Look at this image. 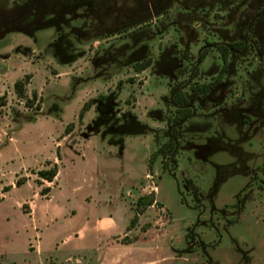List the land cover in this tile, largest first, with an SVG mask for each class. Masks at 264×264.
<instances>
[{"label":"rangeland","instance_id":"1","mask_svg":"<svg viewBox=\"0 0 264 264\" xmlns=\"http://www.w3.org/2000/svg\"><path fill=\"white\" fill-rule=\"evenodd\" d=\"M24 2L0 0V8L9 11ZM154 2L104 0L99 13L104 18L140 14ZM221 2L174 0L168 16L150 18L141 27L133 24L116 36L106 35L92 12L80 8L68 17V25L39 29L32 36L12 31L0 40V98H4L0 100V264H28V237L36 246L44 231L43 245L58 251L60 264L68 255L72 258L68 264H103L73 251L74 241L61 246L83 223L71 219L72 211L84 209L76 204V197H81L75 193L78 187L90 197L81 214L92 220L112 214L119 231L128 223L126 207L130 208L127 235L118 237V242L156 252L154 257L136 256L145 260L140 264H264V193L256 187L264 172L252 176L264 165V125L247 136L248 131L229 122L226 111L232 100L218 106L207 100L195 102L192 114L173 124L175 85L189 81L187 74L193 68L199 74L187 83H208L223 67L211 30L214 14H225L219 10ZM238 2L228 1L223 10L238 7ZM236 19L228 27L232 31L245 21ZM186 25L195 28L198 37L187 38ZM148 61L150 66L138 72V65ZM246 65L249 75L235 78L234 96L248 102L264 86V73L255 81L254 56ZM182 68L185 78L177 71ZM22 80L29 100L37 93L29 105L14 90ZM183 92L189 94L186 88ZM86 104L88 110L80 119ZM174 127L178 128L175 158L156 155ZM10 138L14 143H8ZM57 142L61 148H55ZM52 154L60 160V176L54 183L38 175L53 166L46 161ZM55 186L46 202L50 195L41 191ZM35 195L38 216L45 218L47 212L55 226L39 225L37 231L30 225V201ZM143 196L156 202L138 207ZM240 199L245 208L239 222L229 228L216 224L208 239L211 206L234 219ZM192 232L203 237L206 249L191 250L187 238ZM107 239L104 236L100 244L117 238ZM95 241L91 236L86 244L92 247ZM43 264L58 263L48 257Z\"/></svg>","mask_w":264,"mask_h":264},{"label":"flooded vegetation","instance_id":"2","mask_svg":"<svg viewBox=\"0 0 264 264\" xmlns=\"http://www.w3.org/2000/svg\"><path fill=\"white\" fill-rule=\"evenodd\" d=\"M174 0H155L151 5H147L144 9L140 10V14H117L111 18L98 17L97 23L101 30L106 35L116 36L127 33V28L133 24L139 23L138 27L148 25L150 18H161L168 16L169 7ZM221 5H228L230 0H221ZM219 7L220 11L225 12L224 15H219L218 12L214 14L216 24L212 25V32L216 34V48L218 45H223L228 48L230 52L228 74L223 79H219L220 72L208 83H212L216 79V85L206 94L195 92L189 83L194 77H197L199 71L193 68L192 72L188 75V83L185 84L188 91L186 95L188 99L187 109L191 110L192 104L195 102L203 104L205 100L210 101L213 105L223 104L225 101H231L226 111V118L229 122L238 125L241 131L247 132V136L256 134L259 128L256 126L264 125V86L255 91L252 95L251 101L246 102L240 96H234V85L239 77L249 75L248 73V59L254 56L256 61L253 78L255 81L259 80L264 73V0H239L238 7ZM200 6H196L195 8ZM93 13V4L87 3L86 7ZM193 8V10H196ZM243 10H241V9ZM79 10L77 0H25L22 5H16L12 10L6 11L0 8V34L12 31H19L22 34L32 36L39 29L51 26L68 25V17L74 15ZM242 12L240 17L239 12ZM139 15V16H138ZM224 16V21L220 22L221 17ZM236 17L244 18L245 21L235 26L233 31L228 27L234 22H237ZM147 18V19H146ZM210 24V23H209ZM221 26V27H220ZM126 30V31H125ZM122 32V33H120ZM187 38L194 39L198 37L195 28H190L189 25L185 26ZM230 45H236L230 47ZM180 70V69H179ZM177 70V71H179ZM243 72V75L241 74ZM179 74V72H178ZM184 77V75H183ZM185 78V77H184ZM237 78V79H235ZM204 85V84H202ZM173 93V92H172ZM172 103L175 104L174 93ZM192 114V112H191ZM190 114V115H191ZM171 128V125H170ZM168 137L174 141L177 146V138L170 130ZM247 155L249 153H246ZM255 177L258 173L264 172V165L256 167L252 171ZM257 184V183H255ZM257 192L264 193V179L261 178L260 185H257ZM255 185H251V190L255 193ZM236 207V219H227L226 211L219 212L213 204L209 210V232L206 237L209 239L216 232V224L218 226L229 228L233 224L239 222L242 210L245 208L241 199L238 201ZM223 213V214H221ZM196 230V229H195ZM193 236V232L187 238L189 247L192 249L197 246L206 249L203 242V237L200 235ZM199 238L198 243L194 240ZM211 244V243H210ZM191 250L189 252H191ZM246 255V254H245ZM247 256V255H246Z\"/></svg>","mask_w":264,"mask_h":264},{"label":"crops","instance_id":"3","mask_svg":"<svg viewBox=\"0 0 264 264\" xmlns=\"http://www.w3.org/2000/svg\"><path fill=\"white\" fill-rule=\"evenodd\" d=\"M9 144L14 143L13 139L10 138ZM60 143L57 142L55 144V148H61V146H59ZM46 161L48 163H50L51 165H55L57 164V166H60V160L56 157V155L52 154L47 156ZM43 167V165H42ZM60 176V170L58 171V175L55 179V181H57L59 179ZM54 183V182H53ZM56 186H57V182H56ZM52 187L51 191L52 194L54 192V190H56L57 187ZM79 188V189H78ZM75 189V193L76 194H81V197H76V204L77 207L81 208V209H86L87 206L84 203H89L90 201V197L87 194H84L85 189L78 187ZM156 191H158L156 189ZM51 192L48 194L50 195V198L48 200H46V202H50L51 201V197H52ZM157 195V192H156ZM156 202V201H155ZM31 203V212L28 214L29 216V220H30V225L35 226L37 228V231L40 229V227L38 228V226H47V229H49L48 226L52 225L55 226V222L54 219L52 217H50L48 215V213L46 212V217H40L38 216V212H37V195H35V197L33 198L32 201H30ZM153 206V205H152ZM36 207V208H35ZM75 207V208H77ZM37 209V210H36ZM77 211L75 209V211H72L71 214L73 216L74 221H76L78 218L83 220L82 225L80 226V228H75L73 229L71 232H73L71 235H68L63 241L61 246H67L69 244H71V242H75L76 244L73 246V251H75L76 253H83L85 252V254H87L89 257H95L97 258V260L95 261V263H100L102 262L103 264H140L141 262H145V260L143 261H138L137 258L139 257L138 255H142V254H150L151 256L154 257V255L156 254V252H151L148 249H141V248H137V247H133L134 245L131 244H120L118 242V237H122V236H126L127 235V228L129 227L130 221L132 219V215L129 213V209L128 207H126V215L128 217V223H126L125 228L123 229V231H119L120 226L118 221L113 217V215H103L101 217L96 218L95 220H92L88 215L84 216L83 211ZM129 210V211H128ZM82 213V214H81ZM71 217V216H70ZM42 220V221H41ZM54 221V222H53ZM48 223H50V225H48ZM71 225V224H70ZM34 227V228H35ZM33 228V229H34ZM75 230V231H74ZM47 231V230H46ZM28 232V230H27ZM45 232V231H44ZM43 233L39 234L38 236V242L35 246V243L31 241V239L28 237V243H27V253L26 256L28 257V259H30V261L28 262V264H43L46 259L52 258L53 262H57L58 264H60V260H62L63 258L58 254V251L53 252V248L52 250H48L45 249L44 245H43ZM91 236H95L96 238V245L95 246H88L87 240L89 239V237ZM106 236L108 237V239L110 238V236H115L117 239H114L112 241H107V243L105 245H101V240L102 238ZM107 239V240H108ZM55 246H58V244H54ZM59 248V247H57ZM69 252V251H68ZM138 256V257H136ZM72 258L71 256H67L66 259H64V262H62L61 264H68L69 261H71ZM51 262V261H50Z\"/></svg>","mask_w":264,"mask_h":264},{"label":"trees","instance_id":"4","mask_svg":"<svg viewBox=\"0 0 264 264\" xmlns=\"http://www.w3.org/2000/svg\"><path fill=\"white\" fill-rule=\"evenodd\" d=\"M87 3H92L93 4V17L94 19L97 21L98 17H102L99 13V9H101L104 0H77V4L79 9L80 8H85ZM147 19V18H146ZM221 19H224V16L221 17ZM236 45H230V47H235ZM217 50L219 51L222 61H223V67L220 70V76L219 79H223L225 77L226 74H228V68H229V59H230V52L228 50V48L224 47L223 45H218ZM206 55V51H204L201 55V57H205ZM188 55L185 54L184 57H187ZM150 61L146 62V63H142L139 64L138 67L136 68L138 72H142L144 70H146L149 66H150ZM179 75L183 76L187 71L186 69L182 68L179 71ZM187 83L186 80L179 82L178 84L175 85V87L172 89V92L174 93V100H175V104L174 107H176V112L177 115L175 116L176 118L173 119L174 121V125L177 124H181V122H183L186 118H188L191 114V111L187 109V97H186V93L183 92V89L186 88L185 84ZM216 85V79L214 81H212V83L209 84H204V85H199V86H192V88H189L190 90L193 89L195 92H200L201 94H206L207 92H209L214 86ZM26 84H25V80L22 81H17L14 85V90L15 93L17 94V96L20 99H26ZM4 98H0V100L2 101ZM33 99L34 100H29L28 98L26 99V103L29 105L30 103H34V101L37 99V93H34L33 95ZM5 105V104H2ZM89 104H86L84 106V108L82 109V112L80 114V119L83 118L84 113L88 110ZM177 120V121H176ZM172 123H169V125H171ZM69 130V128L67 129ZM172 132L174 133V135L177 137L178 136V128L174 127ZM176 144L174 143L173 140H171L170 138L168 139V142L165 144V146H163L162 148L158 149L156 152V155H158L159 153H162L164 158H166V156H171L170 154L173 155L172 158L174 157V153L176 150ZM174 161V159H173ZM51 164L48 163V167H50ZM58 166L57 164L53 165L51 168H47L45 170H41L38 172V175L41 179L46 180L50 183H53L54 180L56 179L57 175H58ZM17 186H21L22 185V181H17L16 182ZM51 191L50 188H46L44 190L41 191L42 195H47L49 194V192ZM147 200V201H146ZM146 201V202H145ZM154 199H150L149 197L143 196L141 198H139L137 206H142L144 205L145 207H150L154 204Z\"/></svg>","mask_w":264,"mask_h":264},{"label":"water","instance_id":"5","mask_svg":"<svg viewBox=\"0 0 264 264\" xmlns=\"http://www.w3.org/2000/svg\"><path fill=\"white\" fill-rule=\"evenodd\" d=\"M18 32H19V31H18ZM7 34H8V32H4L3 34H0V40H1L2 38H4Z\"/></svg>","mask_w":264,"mask_h":264},{"label":"built area","instance_id":"6","mask_svg":"<svg viewBox=\"0 0 264 264\" xmlns=\"http://www.w3.org/2000/svg\"><path fill=\"white\" fill-rule=\"evenodd\" d=\"M154 191H156V187H154Z\"/></svg>","mask_w":264,"mask_h":264}]
</instances>
